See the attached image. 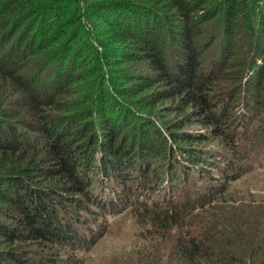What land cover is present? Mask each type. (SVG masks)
Segmentation results:
<instances>
[{
    "label": "trees",
    "instance_id": "1",
    "mask_svg": "<svg viewBox=\"0 0 264 264\" xmlns=\"http://www.w3.org/2000/svg\"><path fill=\"white\" fill-rule=\"evenodd\" d=\"M257 112L264 0H0V264H82L129 199L175 235L157 264H264L207 216Z\"/></svg>",
    "mask_w": 264,
    "mask_h": 264
},
{
    "label": "rangeland",
    "instance_id": "2",
    "mask_svg": "<svg viewBox=\"0 0 264 264\" xmlns=\"http://www.w3.org/2000/svg\"><path fill=\"white\" fill-rule=\"evenodd\" d=\"M93 40H96L94 34L92 35ZM93 44L96 47L99 46L97 41ZM130 69L134 72L143 70L139 65H133ZM262 113L257 112V120H253L254 126L247 134L242 136L240 130L237 135L238 143H235L237 145L235 147L238 148L237 150L245 149L243 156L236 158L238 167L243 171L242 175L237 178V181L229 184L230 187L227 190L229 193L220 196L219 203L212 204L207 210L208 218L209 216L211 218L215 217L221 227L233 232L231 238H229L231 242L235 240L238 243L237 239L241 238L243 241L247 239L248 242L249 236L257 230L264 234V114ZM170 117H173V115ZM188 130L200 131L201 128L192 125L188 127ZM239 144H241L240 147H238ZM220 146H225V143L221 139H217L207 149H214V152L217 153L221 149ZM223 152L227 157L233 156L230 150L225 149ZM229 166L224 170L230 172ZM201 172H203L201 177L205 178L201 180L199 173H195L200 181L194 190H201L209 185L207 178L211 171L201 169ZM136 201L139 202L138 197H136ZM122 203L123 200L116 207L117 210L120 206L121 212L108 215L99 220L101 227L96 229L97 234L95 236L100 237V240L91 249L78 253L81 263L157 264L159 261L161 262L163 256L165 263L172 261L166 247L169 243L174 242L175 235L169 239L163 234L165 231L157 232L149 226L150 216L144 215L143 209L129 208V205L137 207L134 201L129 199L128 204L123 208ZM133 212L136 214H133ZM84 240L86 241V239ZM92 241H94V238H92ZM242 245L247 246V243L241 244V247ZM142 251H145L146 254L150 252L153 256L147 254L148 258H145L143 254H139ZM74 262L78 264L74 260L72 263H68L73 264Z\"/></svg>",
    "mask_w": 264,
    "mask_h": 264
}]
</instances>
